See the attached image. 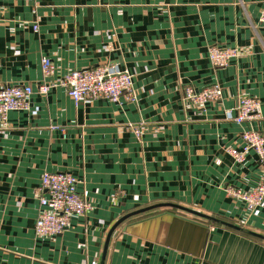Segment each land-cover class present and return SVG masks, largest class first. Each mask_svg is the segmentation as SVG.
Masks as SVG:
<instances>
[{
  "label": "crops",
  "instance_id": "crops-1",
  "mask_svg": "<svg viewBox=\"0 0 264 264\" xmlns=\"http://www.w3.org/2000/svg\"><path fill=\"white\" fill-rule=\"evenodd\" d=\"M264 0H0V86L31 85V110L0 120V264H101L124 215L175 203L264 235L226 187H256L254 150L237 162L242 133H264ZM37 26V28H35ZM239 47L216 67L209 47ZM43 57L55 72L45 77ZM116 65L133 75L135 99L76 104L39 84L73 70ZM218 84L219 101L187 107L184 89ZM261 101L237 123L238 98ZM45 172H69L91 209L63 232L38 236ZM104 264H264V239L172 207L138 213L113 233Z\"/></svg>",
  "mask_w": 264,
  "mask_h": 264
},
{
  "label": "built area",
  "instance_id": "built-area-1",
  "mask_svg": "<svg viewBox=\"0 0 264 264\" xmlns=\"http://www.w3.org/2000/svg\"><path fill=\"white\" fill-rule=\"evenodd\" d=\"M35 1V0H28ZM264 24V10L259 19ZM37 28V26H35ZM239 47H209V57L216 67L226 66L233 58L239 57ZM42 69L44 76L50 77L55 72V65L49 57H43ZM64 87L76 104L107 98L119 102L122 97L134 100L133 75L126 69L112 64H101L85 69L73 70L60 77L56 82H43L38 90L47 94L51 88ZM31 85L0 86V120L6 122L8 113L13 110H31ZM223 97V89L213 84L197 90L188 85L184 89V102L187 107L197 106L202 109L207 103L219 101ZM261 114V101L252 95H241L238 98L236 114L228 113V117L237 123L257 119ZM244 145L242 149H229L237 162H243L249 150H254L264 165V133L248 130L242 133ZM42 193L39 195L43 207L36 223L38 236H54L63 232L71 224V219L91 209V204L79 193L78 180L69 172H45L41 178ZM229 195L243 201L250 211L264 208V177L251 190L229 186ZM92 264H98L96 261Z\"/></svg>",
  "mask_w": 264,
  "mask_h": 264
},
{
  "label": "water",
  "instance_id": "water-1",
  "mask_svg": "<svg viewBox=\"0 0 264 264\" xmlns=\"http://www.w3.org/2000/svg\"><path fill=\"white\" fill-rule=\"evenodd\" d=\"M160 207H172V208H175V209H179V210H182L184 212H187V213H189L191 215L197 216L199 218L207 219V220H210L212 222L219 223V224L225 225L227 227H230L232 229L241 231L243 233H246V234H249V235H253V236H256V237L261 238V239H264V235H262V234H260L258 232H255V231H253L251 229L245 228V227H243V226H241L239 224H236V223H233V222H230V221H226V220L220 219L218 217H215V216H212V215L203 213V212H201L199 210H196V209H193V208H189V207H186V206H183V205L175 204V203H160V204L152 205V206H149V207H146V208H143V209H139V210L134 211V212H130V213L124 215L123 217H121L111 227V229L109 230V232L107 234V237H106V241H105V245H104V251H103V257H102L101 264H104V262H105L107 250H108V247H109V243H110V240H111V237H112L114 231L125 220H127L129 217L134 216V215H136L138 213L146 212L148 210H153V209H157V208H160Z\"/></svg>",
  "mask_w": 264,
  "mask_h": 264
},
{
  "label": "rangeland",
  "instance_id": "rangeland-1",
  "mask_svg": "<svg viewBox=\"0 0 264 264\" xmlns=\"http://www.w3.org/2000/svg\"><path fill=\"white\" fill-rule=\"evenodd\" d=\"M189 214V213H188Z\"/></svg>",
  "mask_w": 264,
  "mask_h": 264
}]
</instances>
